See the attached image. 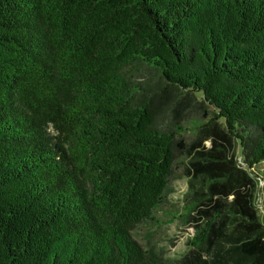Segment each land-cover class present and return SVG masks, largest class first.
<instances>
[{"label":"trees","instance_id":"trees-1","mask_svg":"<svg viewBox=\"0 0 264 264\" xmlns=\"http://www.w3.org/2000/svg\"><path fill=\"white\" fill-rule=\"evenodd\" d=\"M182 156L185 264H264V0H0V264H167L134 233Z\"/></svg>","mask_w":264,"mask_h":264},{"label":"rangeland","instance_id":"rangeland-1","mask_svg":"<svg viewBox=\"0 0 264 264\" xmlns=\"http://www.w3.org/2000/svg\"><path fill=\"white\" fill-rule=\"evenodd\" d=\"M192 139H194V135L188 134L185 141L189 144ZM204 145L208 147L209 143L205 142ZM190 167L189 157L178 158L174 167L171 193L166 196L165 203L157 211V224H144L138 227L134 233V239L139 245L153 246L157 254L167 264H185L189 254L194 251L192 243H195L196 230L203 228L206 222L204 217L198 215V212L204 211L206 206H196L193 209V200L205 195L206 189L195 181H191ZM253 170L263 177L262 181H258L254 203L258 217L264 224V161L255 165ZM226 222L230 228L229 219ZM231 239H233L231 229L226 232L222 230V233L213 235L212 242L208 243V249L200 255L201 260L209 264L217 260H225L228 263L238 260L239 254L234 250L233 247L236 245L230 242Z\"/></svg>","mask_w":264,"mask_h":264}]
</instances>
